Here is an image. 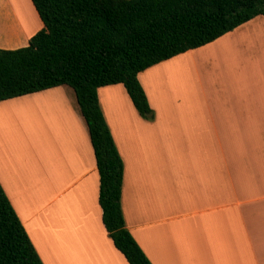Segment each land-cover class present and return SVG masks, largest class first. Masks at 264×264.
Masks as SVG:
<instances>
[{"label": "crops", "instance_id": "obj_1", "mask_svg": "<svg viewBox=\"0 0 264 264\" xmlns=\"http://www.w3.org/2000/svg\"><path fill=\"white\" fill-rule=\"evenodd\" d=\"M28 24L0 7V49L26 47L42 28ZM250 38L258 44L246 45ZM138 80L153 121L123 85L98 89L138 246L151 264H264V17ZM29 103L44 122L37 133L8 120ZM0 185L43 264H128L102 222L94 150L72 88L0 102Z\"/></svg>", "mask_w": 264, "mask_h": 264}, {"label": "trees", "instance_id": "obj_2", "mask_svg": "<svg viewBox=\"0 0 264 264\" xmlns=\"http://www.w3.org/2000/svg\"><path fill=\"white\" fill-rule=\"evenodd\" d=\"M31 2L42 28L26 47L0 49V102L60 86L74 90L96 159L104 227L128 264H151L126 228L124 166L98 89L123 85L140 117L153 121L138 75L264 17V0ZM0 264H43L1 185Z\"/></svg>", "mask_w": 264, "mask_h": 264}, {"label": "rangeland", "instance_id": "obj_3", "mask_svg": "<svg viewBox=\"0 0 264 264\" xmlns=\"http://www.w3.org/2000/svg\"><path fill=\"white\" fill-rule=\"evenodd\" d=\"M0 7L3 12L8 14V16L15 14L18 21H20L23 25H27V23H29L28 26H30V24H33V29H30L29 27V31L36 30L41 23L31 0H5L4 2L0 3ZM246 42V45L258 44L257 41H254L251 38ZM259 55L261 58H263L261 54ZM257 61V58H255L254 62L256 63ZM165 77L166 76L163 75L160 76L161 80H165ZM164 86H166V84H164ZM261 89L264 91V88ZM19 105L20 106L15 105V108H13V113L15 112V116L13 118H8L9 123L21 130H24L27 127L31 128L32 126H35L34 128L32 127V129L37 133L44 123L43 120L40 121L42 115L38 111V107L32 108L33 105L30 103L26 105Z\"/></svg>", "mask_w": 264, "mask_h": 264}, {"label": "bare ground", "instance_id": "obj_4", "mask_svg": "<svg viewBox=\"0 0 264 264\" xmlns=\"http://www.w3.org/2000/svg\"><path fill=\"white\" fill-rule=\"evenodd\" d=\"M29 27H30V29H33V24H30V26H29ZM32 31H33V30H32Z\"/></svg>", "mask_w": 264, "mask_h": 264}]
</instances>
